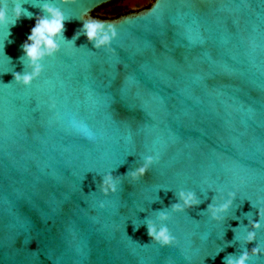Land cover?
Returning a JSON list of instances; mask_svg holds the SVG:
<instances>
[{
	"label": "water",
	"instance_id": "1",
	"mask_svg": "<svg viewBox=\"0 0 264 264\" xmlns=\"http://www.w3.org/2000/svg\"><path fill=\"white\" fill-rule=\"evenodd\" d=\"M110 1L19 0L32 18L0 25V264H224L264 250V0H153L93 17L114 25L108 47L67 41ZM43 3L64 12V40L25 87L12 71L28 70L22 44ZM145 156L143 178L123 176ZM109 172L120 183L105 196ZM180 190L203 203L172 213ZM229 191L223 223L202 212ZM161 209L175 237L163 247L144 225Z\"/></svg>",
	"mask_w": 264,
	"mask_h": 264
},
{
	"label": "clouds",
	"instance_id": "2",
	"mask_svg": "<svg viewBox=\"0 0 264 264\" xmlns=\"http://www.w3.org/2000/svg\"><path fill=\"white\" fill-rule=\"evenodd\" d=\"M60 2L62 4H71L75 3L76 0H60ZM39 8L43 15L35 17V25L31 28L27 40L22 44L23 56L20 59L22 62L27 61L25 69L27 68L28 70L22 72L12 71L13 82L25 87L29 86L34 79L40 76L43 71L41 61L57 53L60 49V41L64 40L63 33L67 19L61 8L50 3H43ZM9 12H11V25L13 26L22 16L32 18L33 15L22 7V3L19 0H0V25L9 22ZM81 35H84L92 43L94 49H100L108 47L111 41L115 39L117 32L112 23H107L106 25L105 20L95 19L93 15H89V18L83 21L82 28L75 33L72 40L67 41L72 42L74 45L75 40ZM153 162V156H145L140 166L128 171L123 176H127L131 181H137L145 176ZM119 183V176H113L111 172L106 173L102 176L99 190L103 195L107 196L109 193L117 191ZM210 191L215 193L213 189H210ZM176 196L177 202L169 206L172 213L184 212L203 203L197 194L191 190H180L176 193ZM217 197L216 194L213 195L211 198L212 202L202 212H207L211 220L223 223L232 208L234 200L237 198V193L235 191L227 192V199H224L221 203H215ZM100 207H104L103 203L100 204ZM256 209H258V218H264V206L256 207ZM156 213V220L160 222L159 225L152 220H147L144 224L147 228L148 237L151 242H155L162 247L174 244L175 237L163 223L170 219L169 212L161 209L157 210ZM249 223L252 229H259L261 226L259 219ZM136 229L138 228L134 226V230ZM240 239L245 245L252 243L256 240V232L246 231ZM228 246H231V242L228 243ZM220 251H223V249ZM259 255H264V250L257 244L250 250L247 248L242 249L239 256L233 254L226 256L224 264H249L252 257Z\"/></svg>",
	"mask_w": 264,
	"mask_h": 264
},
{
	"label": "trees",
	"instance_id": "3",
	"mask_svg": "<svg viewBox=\"0 0 264 264\" xmlns=\"http://www.w3.org/2000/svg\"><path fill=\"white\" fill-rule=\"evenodd\" d=\"M153 0L144 4L145 7H148ZM121 0H112L108 3H105L99 7H96L91 14L93 17H99L102 19H113L120 15H123L126 12H131L132 9L125 8L119 3ZM141 7L134 8L133 11H138Z\"/></svg>",
	"mask_w": 264,
	"mask_h": 264
},
{
	"label": "flooded vegetation",
	"instance_id": "4",
	"mask_svg": "<svg viewBox=\"0 0 264 264\" xmlns=\"http://www.w3.org/2000/svg\"><path fill=\"white\" fill-rule=\"evenodd\" d=\"M149 1H151V0H149ZM149 1H148V2H149ZM148 2H147V3H148ZM117 3H119L121 6H123V7H125V8L132 9L131 12H133V9H134V8H137V7H141L139 10L146 8V7L144 6V4L136 5V6L132 7V6H130V5H128V4L126 3V0H121V2H117ZM145 4H146V3H145ZM127 13H130V12H126V13H124V14H127Z\"/></svg>",
	"mask_w": 264,
	"mask_h": 264
},
{
	"label": "rangeland",
	"instance_id": "5",
	"mask_svg": "<svg viewBox=\"0 0 264 264\" xmlns=\"http://www.w3.org/2000/svg\"><path fill=\"white\" fill-rule=\"evenodd\" d=\"M149 0H126V3L132 7L147 3Z\"/></svg>",
	"mask_w": 264,
	"mask_h": 264
}]
</instances>
